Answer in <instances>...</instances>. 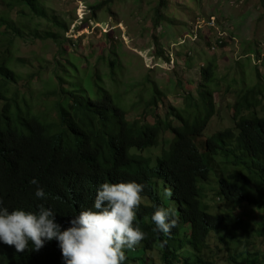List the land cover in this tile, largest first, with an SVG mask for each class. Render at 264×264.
<instances>
[{
	"label": "trees",
	"instance_id": "obj_1",
	"mask_svg": "<svg viewBox=\"0 0 264 264\" xmlns=\"http://www.w3.org/2000/svg\"><path fill=\"white\" fill-rule=\"evenodd\" d=\"M13 1L0 0L6 14L12 6H18L30 11L26 13L18 8L24 19L30 13L44 16L36 0V4L34 0ZM113 1L104 0L94 8L100 9ZM168 6L169 0H158L154 24L161 22L162 12ZM32 21L31 17L16 24L9 17L0 16V200L5 206L35 210L37 204L44 203L53 208L57 222L66 227L69 216L91 206L100 182L136 180L144 185L142 195L147 200L141 202L135 221L145 232L140 243L144 250L157 247L161 264H212L198 254L194 259L189 257L190 253H200L207 247L211 232L220 241H224L223 233L243 230L250 234L232 213L208 211L201 201V182L208 180L211 162L222 157L225 164L238 171L218 178L217 196L233 208L242 204L264 207V197L248 190L264 185V116L259 117L257 112L263 99L260 85L241 91L232 106L233 128L207 137L203 152L194 138L202 136L216 111L213 94L217 90L211 65L201 68L202 74L212 78L200 82L197 97L186 93L183 108L171 110L170 117L175 114L179 118L178 126L172 128L170 120L158 114L153 115V124L144 118L130 120L98 83L101 78L96 69L89 74L80 71L94 82L85 90L76 85L80 83L71 81L70 77L80 74L77 68L81 67L72 64V59L79 64V58L65 52L63 44L72 42L70 38L56 34L50 26L40 30L38 23ZM27 35L41 41L53 40L59 46L57 55L61 60L52 66L58 70L49 69L45 63L23 78L21 86H16L13 84L22 78L11 67V49L16 37L27 39ZM115 63L109 62L111 70ZM46 73L48 76L42 82L55 101L37 111L38 102L31 101L23 89ZM153 89L155 93V86ZM157 101V95L153 94L147 105L155 106ZM245 112L248 114L244 115ZM168 130L173 137L161 155L154 161L149 154L142 155L160 143L163 145L165 140L161 135ZM132 148L137 152L130 154ZM33 177L44 187L46 199L34 196V186L29 183ZM165 188L171 189L170 198L176 205L170 198L165 201L162 195ZM170 203L176 209L177 222L168 235L157 233L150 221L153 205L167 207ZM254 234L264 237V228ZM30 249L31 242L24 252L0 243V264H63L55 239L38 251ZM241 252L240 260L234 264L257 263L256 257L244 256L245 248Z\"/></svg>",
	"mask_w": 264,
	"mask_h": 264
},
{
	"label": "rangeland",
	"instance_id": "obj_2",
	"mask_svg": "<svg viewBox=\"0 0 264 264\" xmlns=\"http://www.w3.org/2000/svg\"><path fill=\"white\" fill-rule=\"evenodd\" d=\"M102 1L36 0L44 16L30 13L25 17H32L40 30L50 26L56 34L70 38L72 42L63 45L67 54L79 58V64L72 59L76 68L81 67L80 70L77 68L80 74L70 77L71 81L80 83L76 85L84 90L88 85H94L88 75L80 71L89 74L96 69L101 78L98 83L128 119L144 118L148 124H153V115L158 114L168 118L173 128L179 125V118L175 114L170 117L171 110L183 108L186 93L197 97L200 82L212 78L202 74L201 68L211 65L217 90L213 95L216 111L203 135L194 138L203 152L207 137L233 128L232 106L244 88H254L257 84L262 87L263 99L257 112L259 117L264 116V0H169L168 8L162 12L163 19L157 24H154L153 13L158 0H114L100 9L94 8ZM36 3L34 0L33 4ZM12 7L6 14L0 4V16H7L16 24L24 22L18 8L26 13L30 11ZM15 40L11 67L22 79L13 85L21 86L23 78L39 66L48 63L50 69L57 66L55 61L61 60L57 55L59 46L50 38L41 41L27 35V39L16 37ZM112 60L116 61L113 70L109 65ZM47 76L48 73L23 89L31 101L38 102L37 111L48 108L51 101H55L42 82ZM153 94L157 95L158 101L150 107L147 103ZM161 137L165 143L146 153L152 161L167 149L173 133L164 131ZM129 153H136V150L130 149ZM232 171H238V168L225 164L222 157H216L211 162L208 180L201 182V201L210 213H232L240 218L244 230L250 234L243 230L223 233L224 241H220L213 231L207 238V247L200 253H190L189 257L194 259L198 254L212 264H234L232 252L235 255L245 248L252 252L244 254L245 257L258 255L256 264H264V237L254 234L264 228V207L242 204L233 208L217 196L218 178ZM258 187L248 190L264 197V185ZM125 254L128 263L161 264L157 247L144 250L139 243L133 249H126Z\"/></svg>",
	"mask_w": 264,
	"mask_h": 264
},
{
	"label": "clouds",
	"instance_id": "obj_3",
	"mask_svg": "<svg viewBox=\"0 0 264 264\" xmlns=\"http://www.w3.org/2000/svg\"><path fill=\"white\" fill-rule=\"evenodd\" d=\"M29 183L34 186L36 198L46 199L44 187L36 177ZM143 191L144 185L136 180L100 182L91 206L69 216L66 227L57 222L53 208L44 203L37 204L35 210L10 209L0 200V243L12 246L16 252H24L31 242L30 250L38 251L55 239L63 264H125V250L133 249L145 237V232L135 223L141 202H147ZM162 195L169 199L171 189L165 188ZM153 208L150 217L153 230L168 235L177 222L174 205H153ZM241 251L236 252V256L231 251L232 263L240 260ZM252 257L259 258L251 255L249 259Z\"/></svg>",
	"mask_w": 264,
	"mask_h": 264
}]
</instances>
